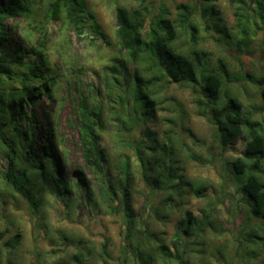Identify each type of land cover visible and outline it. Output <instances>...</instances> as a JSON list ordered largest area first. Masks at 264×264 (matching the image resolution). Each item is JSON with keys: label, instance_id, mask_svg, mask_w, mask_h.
Returning <instances> with one entry per match:
<instances>
[{"label": "trees", "instance_id": "trees-1", "mask_svg": "<svg viewBox=\"0 0 264 264\" xmlns=\"http://www.w3.org/2000/svg\"><path fill=\"white\" fill-rule=\"evenodd\" d=\"M131 1L137 2L136 8L118 5L114 10L115 38L120 52L102 69L104 97L116 118L115 131L132 133L142 128L143 139H135L132 145L124 135H116L124 144L122 148L126 146L129 152L118 153L112 164L117 176L109 174L107 153L99 146L105 131L102 100L92 91L81 92L79 82H75L76 130L84 166H77L72 181H67L65 139L57 132L58 109L44 114L48 122L45 128L36 121L32 111L40 97L49 103H58V108L62 106L56 92L63 85L51 67L48 26L59 22L61 28L72 29L84 40L89 39L86 33L90 30L99 36L100 43L107 42L106 35L84 0H0V158L7 163L6 169L0 170V208L8 210L9 205L21 197L31 213L36 214L46 194L54 195L63 204H69L78 194L89 207L103 208L108 214L122 217L123 244L116 264H190L183 259V250L180 251L182 242L192 236L194 228L212 227V222L207 221V217L198 220L186 212L177 225L171 246L162 239H153L155 234L147 224L142 225L146 218L141 221L136 218L133 185L136 178L151 192L167 193L161 201L162 209H148L164 220L169 217L164 209L171 207L173 192H180V186L200 199L206 187L179 174L180 144L172 129L160 136L147 125L159 119L158 112L166 111V103L170 106L173 103L183 114L182 105L166 93L173 85L188 86L196 95L193 100L198 114L214 127L222 149L245 135L243 158L230 162L228 170L238 178L237 190L244 197L249 215L260 221L258 231L261 233H264V178L261 177L264 129L262 123L244 110L236 95L224 92L233 82L226 63L219 59L216 66L207 68L208 54L199 47V30L192 8L178 4L174 17L165 9L149 16L145 5L148 0ZM200 1V10L210 18L206 26L223 39H230V30L213 0ZM251 3L255 15H249L247 9L235 14L244 46L250 42L248 36L254 37L260 29L255 17L264 25V0ZM180 33L188 34L187 44H178ZM66 47L63 39L59 56L68 71L69 64L63 56ZM242 78L258 89L264 108V71L258 76L245 72ZM182 129L196 140L190 129ZM7 224L0 233V241L8 234L7 243L15 248L21 233L14 221L8 220ZM10 227H15L16 231L12 232ZM259 232L248 233L249 246L243 251L250 250L244 251L245 259L264 254V236ZM84 256L78 252L72 260L75 264H85ZM100 257L106 264H113L105 244ZM33 260H38L37 255H33Z\"/></svg>", "mask_w": 264, "mask_h": 264}, {"label": "rangeland", "instance_id": "rangeland-1", "mask_svg": "<svg viewBox=\"0 0 264 264\" xmlns=\"http://www.w3.org/2000/svg\"><path fill=\"white\" fill-rule=\"evenodd\" d=\"M84 1L94 13L107 42L100 43L101 39L93 31L89 30L86 33L89 39L84 40L79 39L72 29L61 28L59 22L50 23V63L63 85L56 92L57 100H62V106L58 108V103L52 104L46 98L40 97L32 109L36 121L44 128L48 124L44 114L58 109L57 132L65 139L67 161L64 172L67 181H72L77 166H84L76 130L75 82H79L81 92L87 94L92 91L102 100L105 131L99 146L107 153L109 174L117 176V169L112 164L121 150L128 151L126 146L122 148L124 144L119 142L116 135H124L132 145L134 141L143 139L142 128H137L132 133L115 131L116 118L106 105L102 72L104 65L109 64L110 59L120 52L115 38V7L123 5L136 8L138 4L131 0ZM251 1L254 0H213L224 24L230 30V39H223L206 26L210 24V18L200 10V0H148L145 5L149 16L165 9L174 17L178 4H185L194 10L193 20L199 30V47L208 54L207 68L216 66L219 59L226 63L233 82L224 92L236 95L244 110L262 123L264 129V108L258 89L242 78L245 72L258 76L264 71V25L255 17L260 29L254 37L248 36L251 38L250 42L244 46L243 35L235 16L246 9L249 15H255V7ZM35 38L36 36L33 40ZM63 39L67 46L63 56L69 64L68 71H65L66 67L59 56ZM188 42V34L180 33L178 44ZM166 95L172 96L182 105L183 114L174 108L173 103L174 107L166 103V111L158 112L159 119L147 126L158 131L160 136L165 130L172 129L180 144L177 156L179 174L192 183L204 185L206 190L200 199L192 195L186 187L180 186L179 193L173 192L171 207L164 209L169 216L164 220L148 212V209H162L161 201L166 198L167 193L160 190L151 192L143 181L135 178L132 195L137 220L146 218L142 225L147 224L150 232L155 234L153 239H162L166 245L171 246L177 225L186 212L198 220L207 217V221L212 222V227L194 228L192 236L185 238L180 247V251L183 250L184 253L183 259L190 264H264L263 253H258L255 259L243 257L244 251L250 250L247 248L243 251L249 246L248 233L251 230L259 232L260 221L249 215L244 197L237 190L238 178L228 170L230 162L243 158L246 136L241 135L234 144L222 149L214 127L207 118L198 114L193 100L196 95H193L188 86L173 85ZM183 127L190 129L197 141L190 138ZM6 167V161L0 158V170H5ZM87 176L92 178L89 172ZM261 177L264 178V163ZM8 220L14 221L15 227H18L21 240L15 248H11L7 243L9 236L4 234L0 241V264H75L72 257L78 252L85 255V264H106L100 257L103 244L106 245L111 263L116 264L120 257L124 236L122 217L116 213L108 214L103 208L89 207L78 194L73 196L69 204H63L54 195L46 194L36 214H32L26 202L19 197L9 205L8 210L0 208V233L6 229ZM15 227H10V230L16 231ZM259 234L264 236V233ZM33 255H37V261H32Z\"/></svg>", "mask_w": 264, "mask_h": 264}]
</instances>
